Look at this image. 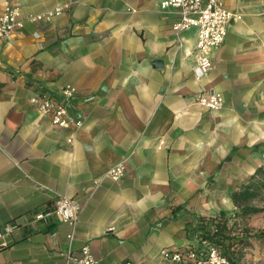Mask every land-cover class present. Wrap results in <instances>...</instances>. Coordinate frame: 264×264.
Segmentation results:
<instances>
[{"label": "crops", "instance_id": "0c3cea01", "mask_svg": "<svg viewBox=\"0 0 264 264\" xmlns=\"http://www.w3.org/2000/svg\"><path fill=\"white\" fill-rule=\"evenodd\" d=\"M161 1L0 0L22 16L61 8L0 40V264H64L85 245L96 264H174L161 250L199 247L202 222L236 210L231 194L264 166V0H222L240 18L202 79L195 30L175 33ZM65 86L79 126L31 101ZM201 91L223 107H202ZM60 196L81 205L74 229L34 220ZM250 216L232 234L264 230ZM233 247L238 264H264V236Z\"/></svg>", "mask_w": 264, "mask_h": 264}, {"label": "built area", "instance_id": "2783aa9c", "mask_svg": "<svg viewBox=\"0 0 264 264\" xmlns=\"http://www.w3.org/2000/svg\"><path fill=\"white\" fill-rule=\"evenodd\" d=\"M161 7L171 8L175 11L177 19L172 25L175 33L195 30V43L188 52L193 55V74L197 79H202L209 67L213 52L223 43L228 23L240 18V15L227 9L222 0H163ZM54 11L35 14L28 13L24 16L16 7L6 6L0 13V40L11 39L14 33L24 26V22L39 23L50 21ZM76 87L65 86L59 94L54 96L47 93H37L31 98L41 114L49 117L51 123L60 128H68L71 123L75 126L81 124L80 120H73L67 113V105L74 98ZM90 98H87L89 100ZM196 101L208 110H218L224 105V98L219 92L201 91L197 94ZM107 176L114 181L121 179L125 174V166L117 164L107 171ZM99 183V179L93 182ZM81 210L80 203L68 196H60L47 212L34 215V220L45 219L47 216H55L59 221L66 222L72 229L75 228ZM73 237V232L68 235ZM164 259L174 264H231L215 246L194 247L188 246L185 250H161ZM97 260L91 253L88 245L81 247L79 255L70 252L66 254L64 264H96ZM129 264V263H122Z\"/></svg>", "mask_w": 264, "mask_h": 264}, {"label": "trees", "instance_id": "16d2710c", "mask_svg": "<svg viewBox=\"0 0 264 264\" xmlns=\"http://www.w3.org/2000/svg\"><path fill=\"white\" fill-rule=\"evenodd\" d=\"M231 199L236 210L232 213L220 211L216 217L205 219V222H202L199 248L215 246L229 259L231 264H238V255L233 246L238 243L242 244L247 238L264 236V230L250 234L251 229L248 227L245 228L246 235L242 237L232 234L234 228H238L239 219L243 220L252 214L264 212V205L257 204L258 200H264V166L258 167L238 190L233 191ZM230 221H232L231 224Z\"/></svg>", "mask_w": 264, "mask_h": 264}, {"label": "rangeland", "instance_id": "374dc122", "mask_svg": "<svg viewBox=\"0 0 264 264\" xmlns=\"http://www.w3.org/2000/svg\"><path fill=\"white\" fill-rule=\"evenodd\" d=\"M257 204L258 205H264V200H258ZM249 218L251 219L252 223L254 224V226H252L253 228H255L257 230L262 229L261 227L264 226V213H258L254 216H250Z\"/></svg>", "mask_w": 264, "mask_h": 264}]
</instances>
